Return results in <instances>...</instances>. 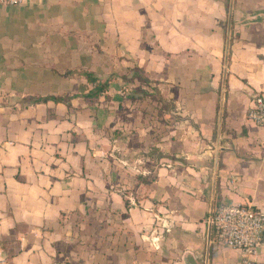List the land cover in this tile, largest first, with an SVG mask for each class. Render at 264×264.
Returning <instances> with one entry per match:
<instances>
[{
  "label": "crops",
  "instance_id": "obj_1",
  "mask_svg": "<svg viewBox=\"0 0 264 264\" xmlns=\"http://www.w3.org/2000/svg\"><path fill=\"white\" fill-rule=\"evenodd\" d=\"M258 92L264 0L0 6V264H242L208 220L264 211Z\"/></svg>",
  "mask_w": 264,
  "mask_h": 264
},
{
  "label": "built area",
  "instance_id": "obj_2",
  "mask_svg": "<svg viewBox=\"0 0 264 264\" xmlns=\"http://www.w3.org/2000/svg\"><path fill=\"white\" fill-rule=\"evenodd\" d=\"M24 0H0V5L18 8ZM247 120L264 130V92L256 93L247 111ZM208 223L214 242L242 253V264H253L251 258L264 245V211L251 205H221L214 208Z\"/></svg>",
  "mask_w": 264,
  "mask_h": 264
},
{
  "label": "trees",
  "instance_id": "obj_3",
  "mask_svg": "<svg viewBox=\"0 0 264 264\" xmlns=\"http://www.w3.org/2000/svg\"><path fill=\"white\" fill-rule=\"evenodd\" d=\"M84 76L86 77L88 84L92 85L93 87L92 90L88 94L89 98H98L99 96L106 93L108 89V83H109L108 80L105 82H100L97 78H95L93 74H89V73H85ZM133 76H137L138 81H140L141 83H144L146 85L150 84L148 81H146L141 76L137 75L135 72ZM47 101H53L55 103L63 102V100L59 98H45V99L36 100L35 102L39 103V102H47ZM137 179L139 181L140 187L148 185L150 183L148 179H145L142 177H138Z\"/></svg>",
  "mask_w": 264,
  "mask_h": 264
},
{
  "label": "water",
  "instance_id": "obj_4",
  "mask_svg": "<svg viewBox=\"0 0 264 264\" xmlns=\"http://www.w3.org/2000/svg\"><path fill=\"white\" fill-rule=\"evenodd\" d=\"M230 28H231V16L229 17V21H228V39H229V36H230ZM215 178H216V170H215V173H214V181H215ZM214 190H215V183L213 184V196H214ZM213 210H214V201L212 202L211 207H210L209 220L212 219Z\"/></svg>",
  "mask_w": 264,
  "mask_h": 264
},
{
  "label": "rangeland",
  "instance_id": "obj_5",
  "mask_svg": "<svg viewBox=\"0 0 264 264\" xmlns=\"http://www.w3.org/2000/svg\"><path fill=\"white\" fill-rule=\"evenodd\" d=\"M0 6H2V5H0ZM3 7H6V6H3ZM7 8V7H6Z\"/></svg>",
  "mask_w": 264,
  "mask_h": 264
}]
</instances>
